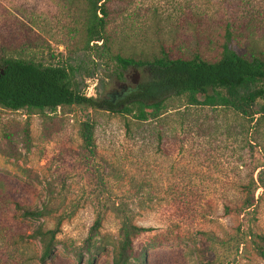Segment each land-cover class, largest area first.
I'll return each mask as SVG.
<instances>
[{
	"label": "rangeland",
	"instance_id": "obj_1",
	"mask_svg": "<svg viewBox=\"0 0 264 264\" xmlns=\"http://www.w3.org/2000/svg\"><path fill=\"white\" fill-rule=\"evenodd\" d=\"M105 8L121 57L161 45L173 57L212 61L225 26L239 53H264V0H105ZM82 18L78 0H0V59L60 66L77 57L95 67L82 95L110 102L117 85L139 83L141 70L128 68L118 80L115 65L85 51ZM132 100L125 95L111 109L0 108V264H39V244L27 235L56 220L51 264H85L83 241L96 220L95 264H111L122 218L145 230L132 240V264H264L246 236L247 229L264 235V196L255 189L264 124L255 129L230 110L187 106L184 96L138 124L119 112ZM84 121L92 125L91 154L80 138ZM251 183L260 199L252 213L237 215ZM43 207L46 218L20 216Z\"/></svg>",
	"mask_w": 264,
	"mask_h": 264
},
{
	"label": "trees",
	"instance_id": "obj_2",
	"mask_svg": "<svg viewBox=\"0 0 264 264\" xmlns=\"http://www.w3.org/2000/svg\"><path fill=\"white\" fill-rule=\"evenodd\" d=\"M83 9L82 28L85 51L96 55V59L116 66L118 80L128 69L141 70V80L130 90L133 100L129 107L123 106L119 112L131 114L135 122L142 124L161 115L163 102L170 97L184 96L187 106L230 110L252 128L264 124V53L248 50L239 53L233 44L230 29H223L221 43L216 58L208 61L193 53L188 57H173L159 45L157 51L149 55L125 58L114 53L113 36L107 32V12L105 0H78ZM72 64L42 66L21 58L0 59V108L16 111H54L61 107L75 106L97 109L101 104L109 109L110 102L87 98L81 93L82 83L92 78L95 67L82 66L74 57ZM79 78L80 82H76ZM91 123L80 125V138L87 152L91 154ZM250 146V145H249ZM252 148V147H250ZM256 187L251 183L241 190L242 200L237 215L254 211L260 199H254V188H259L264 196V165L256 167ZM255 169V170H256ZM23 219L38 220L49 216L45 207L40 210H24ZM60 224L55 221L53 229L37 227L28 239L35 240L40 247L38 263L51 264L55 258V236ZM98 220L93 223L88 236L83 241V252L87 255L85 264H95L99 248L95 245ZM143 228L136 227L122 218L118 230V240L111 264H132L138 259L132 255V240ZM256 255L264 261V235L247 229ZM83 260L78 255L77 262Z\"/></svg>",
	"mask_w": 264,
	"mask_h": 264
},
{
	"label": "flooded vegetation",
	"instance_id": "obj_3",
	"mask_svg": "<svg viewBox=\"0 0 264 264\" xmlns=\"http://www.w3.org/2000/svg\"><path fill=\"white\" fill-rule=\"evenodd\" d=\"M135 86V85H133ZM118 91H114L109 95L111 104L115 102H121L122 99L127 95L128 88L124 85H117Z\"/></svg>",
	"mask_w": 264,
	"mask_h": 264
}]
</instances>
